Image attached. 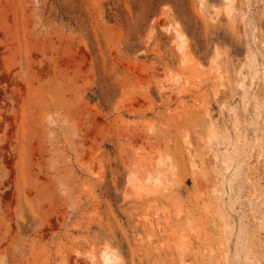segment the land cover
<instances>
[{
  "label": "rangeland",
  "instance_id": "rangeland-1",
  "mask_svg": "<svg viewBox=\"0 0 264 264\" xmlns=\"http://www.w3.org/2000/svg\"><path fill=\"white\" fill-rule=\"evenodd\" d=\"M105 249L264 264V0H0V264Z\"/></svg>",
  "mask_w": 264,
  "mask_h": 264
},
{
  "label": "bare ground",
  "instance_id": "bare-ground-1",
  "mask_svg": "<svg viewBox=\"0 0 264 264\" xmlns=\"http://www.w3.org/2000/svg\"><path fill=\"white\" fill-rule=\"evenodd\" d=\"M180 38L184 41L183 35H181ZM181 46L184 47L183 44ZM103 258H104L103 264H116V258H117L116 255L113 254L112 252H109L107 249L104 250Z\"/></svg>",
  "mask_w": 264,
  "mask_h": 264
}]
</instances>
